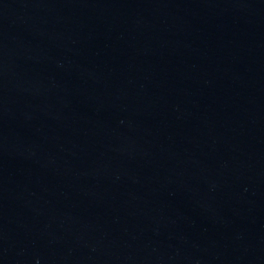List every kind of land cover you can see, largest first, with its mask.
Here are the masks:
<instances>
[{
  "label": "water",
  "instance_id": "95a60500",
  "mask_svg": "<svg viewBox=\"0 0 264 264\" xmlns=\"http://www.w3.org/2000/svg\"><path fill=\"white\" fill-rule=\"evenodd\" d=\"M0 264H264V0H0Z\"/></svg>",
  "mask_w": 264,
  "mask_h": 264
}]
</instances>
